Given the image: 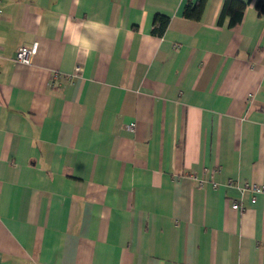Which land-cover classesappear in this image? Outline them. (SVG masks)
<instances>
[{
	"label": "crops",
	"instance_id": "1",
	"mask_svg": "<svg viewBox=\"0 0 264 264\" xmlns=\"http://www.w3.org/2000/svg\"><path fill=\"white\" fill-rule=\"evenodd\" d=\"M196 1H0V264H264V8Z\"/></svg>",
	"mask_w": 264,
	"mask_h": 264
},
{
	"label": "clouds",
	"instance_id": "2",
	"mask_svg": "<svg viewBox=\"0 0 264 264\" xmlns=\"http://www.w3.org/2000/svg\"><path fill=\"white\" fill-rule=\"evenodd\" d=\"M54 26L63 32L75 53L83 57H91L102 46L113 44L122 30L96 19L74 23L69 16H62Z\"/></svg>",
	"mask_w": 264,
	"mask_h": 264
},
{
	"label": "trees",
	"instance_id": "3",
	"mask_svg": "<svg viewBox=\"0 0 264 264\" xmlns=\"http://www.w3.org/2000/svg\"><path fill=\"white\" fill-rule=\"evenodd\" d=\"M204 6V0H197L194 4L186 2L182 10V16L189 20L197 21L202 8ZM245 3L237 0H223L218 14V22L223 16H228V26L237 24L240 20ZM254 8L259 13L264 8V0H258ZM167 23V18L160 15H154L152 18V25L150 33L156 36H160Z\"/></svg>",
	"mask_w": 264,
	"mask_h": 264
},
{
	"label": "built area",
	"instance_id": "4",
	"mask_svg": "<svg viewBox=\"0 0 264 264\" xmlns=\"http://www.w3.org/2000/svg\"><path fill=\"white\" fill-rule=\"evenodd\" d=\"M1 1V0H0ZM33 49H34V46L31 45V46H20L16 49L15 51V60L16 61H19V62H23L25 63L27 61V58L29 57V55L33 52ZM78 71H79V67L78 65H75L73 71H72V76H75L78 74ZM132 128V124L129 125V129ZM264 190V187H259V188H252L250 187V192L251 193H257V192H261ZM230 208L231 209H239L240 206L237 202H232L230 203Z\"/></svg>",
	"mask_w": 264,
	"mask_h": 264
}]
</instances>
